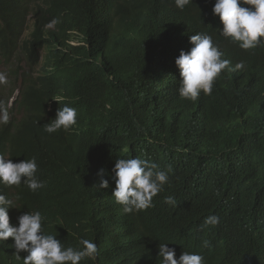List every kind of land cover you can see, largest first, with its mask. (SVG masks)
<instances>
[{
    "label": "clouds",
    "instance_id": "9594fccd",
    "mask_svg": "<svg viewBox=\"0 0 264 264\" xmlns=\"http://www.w3.org/2000/svg\"><path fill=\"white\" fill-rule=\"evenodd\" d=\"M72 1L28 0L18 38V62L0 72V85L9 81L6 87H14L4 103L0 102V125L9 123V109L17 103L13 120H20L23 112L19 106L27 100L35 102L36 116L45 123L39 131L20 125L0 146V242L15 250L4 264H85L116 246L152 264H244L248 247L264 229V218L253 214L264 215V161H224L225 181L211 186L213 202L200 210L204 186L198 179L210 167L207 136L214 128L211 116L201 106L221 94L217 90L223 77L230 80L226 88L233 95L234 113L241 117L248 110L264 114V51L260 50L264 46V0H174L181 9L177 16L158 17L155 13L166 9L167 2L153 0L154 4H148L142 13L150 19L148 23H165L170 30L148 40L146 50L140 46L143 31L136 30L135 35L127 36L126 49L148 58L153 74L170 73L169 83L174 81L179 87L180 98L176 100L156 88L163 96L151 88H147L148 94H141L139 87L131 84V80L136 84L139 80L133 73L127 74L129 69L99 74L109 84V97L105 108L96 111L121 117L106 134L121 148L110 159L115 180L110 193L125 213H142L146 234L140 239L125 230L97 238L77 222L75 212L84 202V192L75 184L74 169L66 160L72 159L78 168L85 158H70L67 141L75 137L88 153L85 146L105 121L94 112L78 124L79 103L72 107L64 104L86 98L80 81H89L94 36L111 34L117 27L112 24L113 14L102 20L103 15L119 5L123 12L117 10L118 15L134 16L129 3L137 0H92L85 12L84 28L69 26L70 22L82 21L74 9L66 8ZM75 10L81 11L80 7ZM212 18L217 28L212 27ZM73 32L85 34L88 45L80 41L78 49L71 46ZM43 39L50 52L36 46H46ZM217 39L222 45L216 44ZM226 54L245 60L231 62L222 58ZM161 57L174 62L163 64ZM224 70L239 72L227 76ZM255 74L262 85L253 84ZM241 78L246 82H240ZM159 81L167 89L171 86ZM4 92L0 91V99ZM133 94L140 96L137 105L136 98H130ZM9 96L18 101L9 102ZM58 97L61 100L56 102ZM140 106L154 110L142 115ZM173 122L175 126H170ZM204 123L210 126L200 127ZM79 127L91 133L78 132ZM168 132L176 136H168ZM126 140L136 151L121 147ZM98 175L99 187L107 188L104 169ZM235 184L245 185L240 187L250 201L238 191V196L227 192V185ZM259 204L263 206L257 208ZM238 238L247 244L242 252L234 242ZM257 264H264V249Z\"/></svg>",
    "mask_w": 264,
    "mask_h": 264
},
{
    "label": "trees",
    "instance_id": "16d2710c",
    "mask_svg": "<svg viewBox=\"0 0 264 264\" xmlns=\"http://www.w3.org/2000/svg\"><path fill=\"white\" fill-rule=\"evenodd\" d=\"M137 1L139 3L134 5V16L121 20L122 23L111 34L104 33L94 36L93 47L90 50L92 60L89 66V76H95L100 81L95 82L92 79H89L88 82L80 81V85L86 92V98L78 104V124L79 122L84 123L93 115L94 112L89 110V107L93 104L98 105L97 109L103 110L105 108L104 103L109 97V92L106 88L104 89V83L102 82L104 77L100 76V73L129 69L139 80L137 84L131 80V84L139 87L141 94H148L147 88L167 91V88L153 74L151 63H144L143 60L132 57L126 49L127 36L132 33L135 35L136 30L143 31L140 35V46L143 50H146L145 44L148 43V40H152L158 34L156 25L148 23L150 19L142 14L148 4H154L153 0ZM164 1L172 3L174 0ZM75 2L76 0L67 2L66 7ZM27 3L28 0H0V62L4 65H15L12 62H18V38L23 30ZM212 27L217 28V22L214 18H212ZM260 50L264 51V46H261ZM98 54H103V57ZM14 76L16 79L18 73H15ZM229 83V79L221 77L217 90L221 94L217 97L214 95L213 99L206 100V104L201 106L202 110L211 116L214 128L207 136V143L210 147V167L198 179L204 186L200 210L205 209L208 204L213 202L215 194L211 192V186L213 184L219 186V183L225 181L226 168L224 167V161L245 160L248 158H258L264 161V114L248 110L245 116L241 117L234 113L231 109L233 95L226 88ZM8 85H10L9 81L7 84L0 85V91L5 90L0 102L4 103L7 96L14 90L12 85L6 87ZM99 89L103 90L94 95ZM168 94L176 100L171 93ZM137 96L138 94H133L130 95V98L135 99ZM11 98L12 96H9V102ZM17 101L16 99L15 102ZM84 101L89 103L85 105ZM17 104L9 109V123L0 125V146L4 145L5 139L11 133L16 132V128H19L20 125L27 124L28 129L31 131H39L45 125L40 117H36L39 112L36 110V104L33 100H27L19 106L20 112H23V117L15 123L13 120L15 110L13 108H16ZM189 105L196 107V104L193 103H189ZM107 114L110 115L109 111ZM115 120V117L112 116L104 120V127L101 126L95 132V138L90 143L88 153L81 149V143L75 137L72 136L67 141L66 149L70 158L77 156L86 158L83 165L78 168L75 167V162L72 159H67V163L75 172V184L79 185L78 188L84 192V202L76 210L75 216L77 222L89 228L97 238L112 237L114 233L125 230L140 239L146 234L143 227L142 213H125L119 208L120 204L114 202L110 193V186H115L110 159L118 154L121 148L111 142L106 134L108 130L114 127L111 121ZM103 129L104 133L100 134ZM82 131L87 134L91 133L89 129L79 127L78 132ZM110 152L113 153L112 156H110ZM11 156L14 157L15 153L11 152ZM100 169H104V178L109 181L107 188L102 189L99 187L100 176L98 172ZM111 225H114V227ZM263 249L264 229L256 233V238L246 251L244 264H257ZM14 251L10 244L0 242V264H4L13 257ZM85 264L152 263L142 262L116 246L103 253L97 260L89 259Z\"/></svg>",
    "mask_w": 264,
    "mask_h": 264
},
{
    "label": "bare ground",
    "instance_id": "6f19581e",
    "mask_svg": "<svg viewBox=\"0 0 264 264\" xmlns=\"http://www.w3.org/2000/svg\"><path fill=\"white\" fill-rule=\"evenodd\" d=\"M44 2V1H43ZM42 2V3H43ZM139 2L138 1H136V2H130L129 3V7L131 8L130 10H131V12L134 10V5L135 4H138ZM90 4H92V0H76V2L74 3V4H72V5H69V6H67L66 8L68 9V10H72V9H74V12L77 14V18L78 19H81L82 21L79 23H76V22H70L69 24V26L70 27H85V24H86V22H87V19H86V11H87V8H88V5H90ZM203 7L204 8H206V3H203ZM80 7V9H81V11L80 12H78L77 10H75L76 8H79ZM187 8H189V4L188 5H186L185 6V8L183 9V10H186ZM117 10H119V12H120V10H121V12H123V8L121 7V6H119V5H117L115 8H113V9H111L108 13H106V14H104L103 15V17H102V20H104V19H106L109 15H111V14H113V16H114V20L112 21V24L115 26H118L120 23H122L121 22V20H126L127 18H124V16H123V14L124 13H122L121 15H118L116 12H117ZM171 10V11H170ZM181 9H179V8H177L176 7V5H175V3H174V1L172 2V3H167L166 4V9H163V10H160V11H157L156 13H155V16H162V15H172V16H177V11H180ZM41 28H43L44 29V26H41ZM156 30L158 31V33H167L169 30H170V27H169V25H167V24H165V23H161V24H159V25H157L156 26ZM71 35V37H73L74 38V41H70V45L71 46H74L75 48H77V46L76 45H78V43H80V41L83 43V44H85V45H88V42H87V40H85V34H80L79 32H73L72 34H70ZM215 36L218 38V34H215ZM43 41L46 43V39H43ZM64 40H63V42H61V43H63L64 44ZM216 44L217 45H222V43H221V41L220 40H216ZM36 46L37 47H39V49H41L42 51H46V52H50L49 51V49L47 48V43H46V46H41V44H39V43H37L36 44ZM78 49V48H77ZM79 54L80 55H84V56H86V53L84 52V51H80L79 50ZM132 57H136V58H141L142 60H143V62L144 63H146V62H148V58H146V57H144V55L141 53V54H138V55H133L132 53H129ZM99 56H102L103 57V54H98ZM148 56H152L151 54H148ZM223 59H227V60H229V61H231V62H241V61H243V60H245V58H243V57H239V56H236V55H234V54H226V55H224L223 57H222ZM153 60H154V57H153ZM159 60H160V62H162L163 64H165L166 62H174V61H171V60H169V59H167V58H163V57H161V58H159ZM235 65L234 64H232V67H234ZM235 72H239V70L238 71H227V70H224V73L227 75V76H231V75H233V73H235ZM127 74L128 75H131L132 74V72L131 71H127ZM156 76H157V78H158V80H162L163 82H165V84H171V86L170 87H168V89H167V92L168 93H171L175 98H180V96H179V92H178V88L179 87H177L176 86V84H175V82L174 81H171L170 83H169V79H171V75H170V73L169 72H165V71H160V72H156ZM89 79H92V80H94L95 82H98V81H100L98 78H96L95 76H89L88 77ZM254 78H255V81H253V84L255 85V86H260V85H262V82L260 81V80H258V75H254ZM239 81L240 82H242V83H244V82H246V78H241V79H239ZM102 82L104 83V89L105 88H107L108 86H109V84L105 81V80H102ZM152 90H154V92L156 93V94H158V95H160V96H163V94L162 93H160V92H158L155 88H151ZM103 89H99L98 91H96L95 93H94V95H96L97 93H99V92H101ZM143 95H146L145 93L143 94ZM16 97H14V96H12V98H11V100H10V102H15L16 101ZM139 99H140V96H137L136 97V105L138 104L137 102L139 101ZM59 100H61V97H58L57 98V101L56 102H58ZM77 103H79V102H76V101H69V100H66L65 102H64V104H67V106H70V107H72L74 104H77ZM89 102H85L84 101V104L85 105H87ZM97 104H93L91 107H89V110H91V111H93V112H95L98 116H100L101 118H103L104 120H107V119H109L110 117H111V115H108V114H104V113H102V112H100V111H96V109H97ZM141 107V106H140ZM141 109H142V115H149L153 110H154V107H149V108H143V107H141ZM39 114V113H38ZM37 114V115H38ZM37 117V116H36ZM114 117H115V119L116 120H120L121 119V117H120V115H114ZM40 119V118H39ZM79 119V115H77V119L76 120H78ZM35 120V119H34ZM38 120V119H37ZM116 120L115 121H111V124H113V125H115V123H116ZM39 121V120H38ZM170 126H175V122H173ZM210 125L208 124V123H204V124H201L200 125V127H209ZM167 135L168 136H173V137H175L176 136V134L174 133V132H168L167 133ZM107 138H108V136H107ZM81 141H83V139H81ZM89 146L90 145H86L85 146V148H87V149H89ZM119 146V145H118ZM121 147L123 148V149H126V150H135L134 149V147L131 145V143L129 142V140H126L123 144H121ZM139 147L140 148H142L143 146L140 144L139 145ZM166 147V149H167V151L168 152H170V148H169V146L168 145H166L165 146ZM189 147H193V145L192 144H190L189 145ZM136 151V150H135ZM110 154V156H112L113 155V153L112 152H110L109 153ZM85 160H86V158H85ZM66 162H68V160L66 161ZM215 164L217 163V162H214ZM113 168H114V166L112 167V171H113ZM228 186V188H227V192H231V193H234V194H236V196H238V194H237V192L236 191H238L240 194H241V196H243L244 197V199L246 200V201H250L251 199L248 197V196H246V194H244L243 192H242V189H241V187L243 188L245 185H242V184H239V186L238 185H233V186H229V185H227ZM241 186V187H240ZM115 187V186H114ZM263 205L262 204H259V205H257V208H261ZM120 207H122V205H120ZM254 215H256V216H259V217H262V218H264V215H260L257 211H255L254 213H253ZM111 226H113L114 227V225H111ZM66 236H70V235H66ZM234 242H235V244L239 247V251L240 252H242L243 250H244V248L245 247H247V244H246V241H244V240H241V242H243V245H246V246H242V244H241V242H239V238L238 239H236V240H234Z\"/></svg>",
    "mask_w": 264,
    "mask_h": 264
},
{
    "label": "rangeland",
    "instance_id": "374dc122",
    "mask_svg": "<svg viewBox=\"0 0 264 264\" xmlns=\"http://www.w3.org/2000/svg\"><path fill=\"white\" fill-rule=\"evenodd\" d=\"M9 68H8V66H6V65H4V64H2L1 62H0V72H5V71H7Z\"/></svg>",
    "mask_w": 264,
    "mask_h": 264
}]
</instances>
